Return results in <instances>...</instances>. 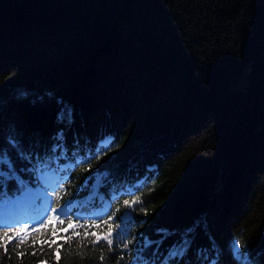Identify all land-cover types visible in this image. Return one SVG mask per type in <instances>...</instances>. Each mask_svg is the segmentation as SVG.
Listing matches in <instances>:
<instances>
[{"label":"trees","instance_id":"16d2710c","mask_svg":"<svg viewBox=\"0 0 264 264\" xmlns=\"http://www.w3.org/2000/svg\"><path fill=\"white\" fill-rule=\"evenodd\" d=\"M45 26L64 36L41 48ZM0 34V149L15 171L0 202L32 197L12 216L27 239L0 246V264H161L189 229L169 264H208L199 250L234 264V239L264 264V0H0ZM146 84L163 93L139 100ZM202 119L198 137L182 133ZM110 227L111 250L92 243Z\"/></svg>","mask_w":264,"mask_h":264},{"label":"snow or ice","instance_id":"6c2138e0","mask_svg":"<svg viewBox=\"0 0 264 264\" xmlns=\"http://www.w3.org/2000/svg\"><path fill=\"white\" fill-rule=\"evenodd\" d=\"M21 95H24V93H21ZM71 110L64 107L60 109V112L58 114V120L64 121L68 120L71 121ZM63 137V133H58L57 134V139L61 140ZM7 142L9 145H11L13 148H18L19 147V141L16 140L15 136L9 135L7 138ZM112 138H106L105 140H102L98 145H97V150L96 152L90 153V155L96 156L98 159L99 156L97 155V152H102L105 150L107 147L108 143L110 142ZM21 155H23V152L21 150ZM41 170L40 172V179H43L45 183H49L50 179L47 176L43 175V168L42 165L38 166ZM11 174V176H15V171H14V166L12 164L11 158L9 157L7 150L6 149H0V176H3L5 178L8 177V175ZM56 187H59V184L57 183ZM43 191L46 193V198L47 201H50L51 197L48 196L47 188H44ZM55 191V189H53ZM30 192V190H29ZM55 195L59 198L60 193L56 192ZM139 202V198L136 200L132 201L131 203H137ZM130 201H124L125 205H128ZM72 202H68V204L63 205L58 208H51V205L48 204L47 207L51 208V213L52 215H48L47 211L44 213V215L48 216V220L44 221L43 216L39 221L36 223L40 227L46 226L49 222L54 223L57 219L58 216L64 215V209L67 207H70ZM111 219V218H109ZM18 223V222H17ZM60 223H63V220H60ZM0 227H5L8 228L9 230H12V235L8 234V231H4L3 233H0V246L5 247V251H7V243L13 239L17 241L18 244H22L26 239H27V230L29 229L28 224H24L23 227H14L13 230V225L8 224L7 222L0 223ZM40 227L33 228L32 231L36 232L40 230ZM70 227H81V225H70ZM65 231H67L65 229ZM163 231V230H161ZM191 229L186 230L185 235L182 236L181 241L177 244H175L172 248H170L169 253L167 256L163 257L161 260V264H169V261L176 258V257H182L183 255L186 254L187 248L190 245V240L188 237L191 234ZM113 229L110 227L109 232L103 236H97L96 233H92V235L95 237V239L92 241L93 244H98L101 240L105 241L107 245L109 246V250H111V247L113 245V236H112ZM55 234V232L53 233ZM88 233L85 232V236H87ZM133 241H126L124 242L121 247L127 249L129 247V244H131ZM152 242L148 241L145 239V245H150ZM33 244H35V240H33ZM51 247V245H49ZM217 246L212 245V252L215 253ZM230 253L233 257L234 264H252L251 258H250V253L246 247H244L239 241L233 240L230 243L229 246ZM35 254V253H33ZM18 256H23L24 253H17ZM198 255H200L204 261H207L208 264H217L218 262V256H215L212 259H209V254L205 252V250H199ZM56 259L58 260L59 257L57 256ZM101 261L104 260V255L101 253L100 255Z\"/></svg>","mask_w":264,"mask_h":264},{"label":"rangeland","instance_id":"374dc122","mask_svg":"<svg viewBox=\"0 0 264 264\" xmlns=\"http://www.w3.org/2000/svg\"><path fill=\"white\" fill-rule=\"evenodd\" d=\"M23 23H24L25 27H32L33 28V26H34V29H36L35 26H40V24L37 25L38 23L36 22V20H34V21L33 20H29V16L23 21ZM28 23H30V24H28ZM41 30H42V32H40V33H32V34H36L37 35L35 38L39 37L40 39H42V36L41 35L42 34L44 35V41L45 42H44V44H41V48H43L46 45H48L50 41L54 42V40H56L57 38H61V37L64 36V35H62L64 31L61 30V29L60 30L59 29H56L55 27H52V29H49V26H47V27L45 26L44 28H41ZM11 33H13V32H11ZM0 37H3V35L0 34ZM29 43L31 45H33L32 41L28 42V44ZM1 45H0V47H1ZM35 46H36V48H38L40 45L38 43L37 44L35 43ZM41 48H38V49H41ZM12 50L14 51L13 53H16L17 54L22 49L14 48ZM3 51H4V48H3ZM5 51L7 52V50H5ZM25 53H28V51L25 52ZM28 55L29 54H24V56H28ZM48 56L49 57H55V55H53V52L52 53H49ZM49 57H47V58H49ZM1 59L2 58L0 56V60ZM113 61L115 63V59L114 58H113ZM139 89H140V87H139ZM147 92H154L156 94H162L163 93L162 92V89L160 87L155 88V87L150 86V84H146L145 86L142 87V90L137 91V98L139 97L138 99L141 100L143 98L144 94L147 93ZM184 108H185V106H184ZM184 108H183V110H184ZM202 127L203 128L205 127V120L203 121V119L202 120H198L195 123L192 122V125L191 126H189V125L184 126V129L182 130L184 132H182V131L181 132L184 135H188V136H195V134H196V137H198L199 132L202 129ZM181 132H179V133H181ZM255 140H256L255 142L258 144L257 146H259V148H261V151H259L258 154L259 155H262L261 153L264 152V150H263L264 149V141H263V139H260V140L259 139H255ZM44 148L45 147H43V145H41V146L38 147L39 150H43ZM249 151H250V147L249 146L244 147L243 150H242L243 155L248 154ZM244 157H246V156H244Z\"/></svg>","mask_w":264,"mask_h":264},{"label":"bare ground","instance_id":"6f19581e","mask_svg":"<svg viewBox=\"0 0 264 264\" xmlns=\"http://www.w3.org/2000/svg\"><path fill=\"white\" fill-rule=\"evenodd\" d=\"M34 213H35V211H34ZM47 213H48V215H51V212H47ZM123 215L126 218H131L133 216V213H132V211L130 209H126V210L123 211ZM38 216L39 217L43 216V218L48 217L47 215H44V213H41ZM114 231L115 230H113L112 235L114 234Z\"/></svg>","mask_w":264,"mask_h":264}]
</instances>
